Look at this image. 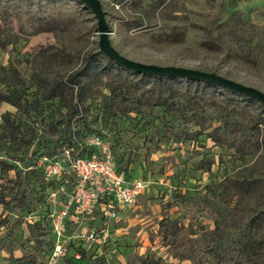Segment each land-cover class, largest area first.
Instances as JSON below:
<instances>
[{
	"label": "rangeland",
	"instance_id": "rangeland-1",
	"mask_svg": "<svg viewBox=\"0 0 264 264\" xmlns=\"http://www.w3.org/2000/svg\"><path fill=\"white\" fill-rule=\"evenodd\" d=\"M100 1L112 44L123 56L216 72L264 92V0ZM99 39L97 18L83 2L0 0V87L16 84L13 68L31 85L23 108L0 102V197L8 196L0 203V239L24 202L31 210L16 236L3 243L0 264H49L50 247L60 240L50 215L64 207L74 185L66 183L67 176L47 179L39 161L44 155L64 161L72 150L65 117L75 95L68 89L41 101L40 80H63L80 70L89 54L98 69L81 83L74 138L85 155L99 157L102 146L90 142L101 136L117 166L144 181L146 189L134 204L118 206L115 221L98 216L100 223L88 221L87 227H95L100 236L106 233L107 239L87 246L85 254L77 239L60 264H192L179 258L183 247L176 241L181 238L164 239L160 229L162 220L185 215L187 207L175 200L184 194L217 202L246 223L243 241L258 244L248 264H264V105L215 83L171 77L175 96L169 99L174 104L170 111L162 106L170 85L113 61L105 64ZM120 84L130 92L119 102L111 94ZM185 105L204 118L208 129L180 125ZM223 120L234 126L230 132L215 131ZM27 163L43 172L26 169ZM30 217L33 222L46 219L41 240L30 234ZM215 218L208 211L187 220L181 235L214 236ZM68 228L75 232L74 219Z\"/></svg>",
	"mask_w": 264,
	"mask_h": 264
},
{
	"label": "trees",
	"instance_id": "trees-1",
	"mask_svg": "<svg viewBox=\"0 0 264 264\" xmlns=\"http://www.w3.org/2000/svg\"><path fill=\"white\" fill-rule=\"evenodd\" d=\"M12 40H9L6 45H8ZM85 65L80 70H73L68 73L67 77L63 80H55L50 81L47 78H41L40 84L42 87V97L41 101L52 100L55 97L61 95L64 91L71 89L73 96L75 95V102L70 107V111L68 115L65 117V129L68 133V143L71 146V154L74 156L79 154L81 157H91L90 154L85 155V149L80 146L74 138V132L72 129V121L74 116L80 112V102H82V93L84 91L83 86L81 85L82 81L85 78L91 76L93 72L98 69V61L94 58L92 54H89L85 57ZM105 60V64L111 63L112 60L107 57H103ZM262 61H260L261 63ZM254 63H258L259 61H254ZM119 66V65H118ZM121 67V66H120ZM125 68V67H124ZM129 70V69H128ZM132 71V70H130ZM134 72V71H133ZM13 76L17 79L16 84L14 86H8L4 83V88L0 87V102L6 101L11 105L16 106L17 108H23L24 104L28 101V92L30 91L31 85L28 83L26 79L22 80L19 76L17 69H12ZM137 73V72H136ZM139 74V73H138ZM143 74V73H141ZM144 77L157 78L162 79L169 84L171 77H164L159 75H147L143 74ZM183 78V77H182ZM194 81V80H191ZM201 81V80H197ZM195 81V82H197ZM204 82V81H203ZM207 83V82H206ZM212 83V82H211ZM170 85V84H169ZM21 87V88H20ZM74 87H78V91L76 92ZM221 87V86H220ZM223 88V87H222ZM225 89V88H224ZM130 89L123 84L117 85L115 89H113L111 98L119 101L120 97L125 94H129ZM167 91H169V98L165 99V102L162 103V106H165L168 110L172 111V106L174 104H170V100L174 98L175 94L173 93L174 88L172 85L168 86ZM245 96V95H244ZM126 97L121 101L126 102ZM120 102V101H119ZM29 107V106H27ZM203 117L197 116L194 113H191V108L189 105H185V108L179 116L178 120L180 125L184 124H193L194 126H201L204 130L208 129L206 126V122L203 120ZM264 121V120H261ZM261 123V122H259ZM231 121L223 120L221 125H219L215 131H224L225 133L230 132L232 129ZM50 158V157H49ZM117 166V164H116ZM34 167L35 171L42 173L37 164L34 165L32 163H27L26 169ZM117 170L119 172L125 173V171L121 170L120 167L117 166ZM44 174V172H43ZM127 177L133 178L130 174L125 173ZM47 177V176H46ZM47 179H50L47 177ZM56 180V179H52ZM8 196L4 195L0 197V203H5L6 198ZM175 200L180 202L182 205L187 207L185 215L177 218L173 221L170 220H162L160 222V229L163 234L164 239H168L170 237L177 236L181 238L176 242L179 243V247H183L179 252V258L183 260H190L192 264H204L208 262L218 261L219 264H248L252 263L254 258L256 257L255 249L257 247V243L253 241H243V236L246 229V223L244 224L240 220H238L232 213H229L226 208H224L219 203H215L210 199L204 198V196H194L189 194L184 195H175ZM216 217V232L214 236H208L207 234H203L201 237L197 239H192L190 235H181V225L184 226L185 221L194 220L198 216L202 215L204 212H208ZM31 212L30 205L27 202L22 204V208L20 214L15 220L12 228L8 233L0 239V251L3 247V243L11 238H14L16 233L22 228L24 224V217ZM28 217V216H27ZM45 217L43 219L37 220L33 223H29L28 227L30 228V234L34 235V238L37 240H41L45 234ZM196 241V243H195ZM54 250V247H50ZM69 252L67 250L66 254ZM80 252L85 254L87 250L82 247ZM51 254V253H50ZM49 254V256H50ZM66 254L63 259H65ZM48 256V258H49ZM29 264H34L30 262Z\"/></svg>",
	"mask_w": 264,
	"mask_h": 264
},
{
	"label": "built area",
	"instance_id": "built-area-1",
	"mask_svg": "<svg viewBox=\"0 0 264 264\" xmlns=\"http://www.w3.org/2000/svg\"><path fill=\"white\" fill-rule=\"evenodd\" d=\"M91 146H102L103 154L99 157H81L66 152V160L52 159L44 155L39 167L50 179H60L67 176L66 183H73L74 190L66 199L61 210L50 215L53 232L60 238L58 244L49 256V264H60L68 250L69 244L78 242L86 249L92 243H100L108 237L106 233L100 236L95 227H87L90 220L115 221L119 214V205L129 206L146 189L144 181L127 177L117 170L109 145L101 136L94 137ZM73 178V180H72ZM74 212V213H73ZM77 224L75 232L68 228L69 220ZM33 222L31 217L28 219ZM64 238L62 241L61 239ZM91 247V246H90Z\"/></svg>",
	"mask_w": 264,
	"mask_h": 264
},
{
	"label": "water",
	"instance_id": "water-1",
	"mask_svg": "<svg viewBox=\"0 0 264 264\" xmlns=\"http://www.w3.org/2000/svg\"><path fill=\"white\" fill-rule=\"evenodd\" d=\"M83 2L89 7L94 16L97 18V26L99 30V44L100 51L108 58L115 62L122 68L132 70L137 73H143L147 75H159L164 77H178L186 78L189 80H201L207 83H215L218 86L227 88L239 95H245L247 97L258 100L264 105V92L258 88H254L242 82L238 83L228 77H223L216 72H207L199 69H191L187 67H178L173 65L161 66L158 64H147L141 61L137 62L131 58L123 56L112 44L111 30L107 21V15L103 8V3L100 0H77Z\"/></svg>",
	"mask_w": 264,
	"mask_h": 264
},
{
	"label": "crops",
	"instance_id": "crops-1",
	"mask_svg": "<svg viewBox=\"0 0 264 264\" xmlns=\"http://www.w3.org/2000/svg\"><path fill=\"white\" fill-rule=\"evenodd\" d=\"M132 179H136V178L133 177ZM120 206H123V205H120ZM93 221H96V220H93ZM101 221H102V220H101ZM101 221H99V222L97 221V222H95V223L98 224V223H100ZM95 223H94V224H95Z\"/></svg>",
	"mask_w": 264,
	"mask_h": 264
}]
</instances>
